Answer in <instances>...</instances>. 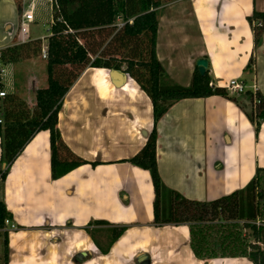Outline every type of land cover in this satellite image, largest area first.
<instances>
[{
	"label": "crops",
	"instance_id": "obj_1",
	"mask_svg": "<svg viewBox=\"0 0 264 264\" xmlns=\"http://www.w3.org/2000/svg\"><path fill=\"white\" fill-rule=\"evenodd\" d=\"M158 11L157 58L174 83L189 86L196 62L203 58L215 86L226 89L237 79L246 92L255 88L264 98V30L255 47L248 20L254 11L264 12V0H174ZM18 23L15 1L0 0V49L18 38ZM41 38L28 40L47 44ZM17 66L8 65L14 78ZM109 71L87 67L58 113L67 146L97 164H83L53 179L49 132L42 130L0 182V200L15 226L0 229V264H253L246 256L198 258L187 224L154 225L149 171L128 162L153 129L152 102L129 75L117 85ZM229 96L236 101L219 95L179 100L156 124L159 174L187 199L210 202L229 195L264 168V119L256 134L245 114L248 94ZM1 144L0 135V157ZM258 178L263 197L253 223L263 227L264 171ZM120 226L126 230L103 253L109 232ZM242 231L254 242L249 229Z\"/></svg>",
	"mask_w": 264,
	"mask_h": 264
},
{
	"label": "trees",
	"instance_id": "obj_2",
	"mask_svg": "<svg viewBox=\"0 0 264 264\" xmlns=\"http://www.w3.org/2000/svg\"><path fill=\"white\" fill-rule=\"evenodd\" d=\"M19 14L22 0H14ZM60 12L53 14L50 24L45 58L47 87L35 89V102L24 100L17 91L6 95L1 102L0 182L4 181L10 166L33 136L42 130L49 132L51 177L58 179L87 162L76 155L63 140L58 128V113L62 100L87 67L106 68L128 74L148 95L153 106L154 126L145 144L128 162L149 171L154 190V225L187 224L190 230V246L198 258L218 256H246L253 264H264V226L253 222L261 214L258 200L263 193L259 189L258 175L264 168H257L256 175L241 190L221 196L210 202L190 200L169 188L162 180L157 166L156 124L174 103L186 98H205L219 95L236 101L223 87L210 86L208 72L201 75L195 69L189 86L174 83L157 58L156 41L159 8L174 0H58ZM61 17V20H57ZM124 25L117 29V18ZM264 12L254 11L248 17L253 29L254 46H259L263 26H253V21L263 19ZM131 20V22H129ZM40 39L14 43L0 49L4 64L20 62L41 55ZM252 65V58L247 66ZM248 94L252 110L245 113L257 134L264 119V98ZM254 97L258 103L255 104ZM12 215L0 200V229ZM237 221H244L242 224ZM217 223L221 244L217 250L211 234ZM206 224V225H205ZM249 229L253 241L242 234ZM126 230L114 227L109 232V243L103 253ZM224 230V232H223ZM6 235V233H5ZM7 236V235H6ZM94 240V239H93ZM97 247L100 246L96 243ZM5 261L7 238L4 240Z\"/></svg>",
	"mask_w": 264,
	"mask_h": 264
},
{
	"label": "rangeland",
	"instance_id": "obj_3",
	"mask_svg": "<svg viewBox=\"0 0 264 264\" xmlns=\"http://www.w3.org/2000/svg\"><path fill=\"white\" fill-rule=\"evenodd\" d=\"M22 8L25 7L26 1L22 0ZM41 4V3H40ZM165 4V3H164ZM17 7V6H16ZM35 20L28 27V35L26 38L35 37L38 38L44 37V42H47L49 36V27L50 22L52 21V13L50 4L43 0L41 5H37L35 11ZM20 16V14H19ZM14 26H11V31H13ZM16 26V32H17ZM46 60L40 55L32 57L20 62L17 66V76L15 75V91L27 102H35V89L47 87V73L45 67ZM229 93V92H228ZM234 93L231 92V95ZM241 94H246L241 93ZM244 105L249 108V112L252 110L251 105L248 101V98H245ZM264 189V183L260 185ZM206 225V224H205ZM216 228L211 234V241H214L213 246L218 250L221 244L215 243V239L219 238V234L216 233L218 230L217 223H214ZM224 232V230H223ZM225 233V232H224ZM243 234V231H242ZM249 240V239H248ZM0 247L2 248V238L0 237ZM0 248V250H1Z\"/></svg>",
	"mask_w": 264,
	"mask_h": 264
},
{
	"label": "built area",
	"instance_id": "obj_4",
	"mask_svg": "<svg viewBox=\"0 0 264 264\" xmlns=\"http://www.w3.org/2000/svg\"><path fill=\"white\" fill-rule=\"evenodd\" d=\"M25 1L26 4L25 7L22 8V12L19 16V23L17 29L18 40L20 42H26L28 40V38H26V36L28 35V27L35 20L34 11L38 4L37 2L38 0H25ZM45 1H47L51 7L52 21L50 22V24H52L54 23V17H53L54 12L55 13L60 12L59 1L58 0H45ZM57 20H61V17H59ZM129 22H131V20H129ZM123 25H124V21L122 20L121 17H118L115 26L117 27V29H119ZM263 25H264V18L253 21V26H263ZM41 56L44 59L47 57V44L41 46ZM8 65L9 64H4L2 62L1 52H0V99H3L6 95L13 93L15 91L14 72L12 69L8 67ZM209 85L213 86L214 84L212 81H210ZM246 89L247 86L245 85V83L237 79L230 80V82L226 86V90L234 94L245 93ZM251 93L252 94L256 93L255 88ZM254 100H255V104L258 103L256 97H254ZM5 223L9 225L10 229L15 228L11 220H6Z\"/></svg>",
	"mask_w": 264,
	"mask_h": 264
},
{
	"label": "water",
	"instance_id": "obj_5",
	"mask_svg": "<svg viewBox=\"0 0 264 264\" xmlns=\"http://www.w3.org/2000/svg\"><path fill=\"white\" fill-rule=\"evenodd\" d=\"M196 65H197V69H198L199 73L201 75L205 74L206 68H207V60L203 59V58L199 59L196 62ZM109 73H110L111 78L113 79V81L117 85L123 84L125 82L126 76H128L127 73L124 74L122 72H118V71H115V70H110Z\"/></svg>",
	"mask_w": 264,
	"mask_h": 264
}]
</instances>
